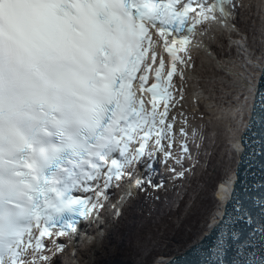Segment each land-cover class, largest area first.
<instances>
[{
  "label": "snow or ice",
  "instance_id": "6c2138e0",
  "mask_svg": "<svg viewBox=\"0 0 264 264\" xmlns=\"http://www.w3.org/2000/svg\"><path fill=\"white\" fill-rule=\"evenodd\" d=\"M22 2L27 10L14 42H0V142L6 120L22 122L24 103L51 111L58 129L79 126L84 140L62 150L32 151L17 165L24 172L0 166V190L15 188L16 175L29 177L19 211L0 199V229H23L7 264H52L66 248L61 238L98 217L113 186L151 185L160 154L164 162L171 158L180 165L179 171L170 167L176 177L185 176L182 158L191 159L190 151L183 142L181 158L173 155L177 117L172 113L184 100L191 48L202 45L196 38L205 36L211 23L219 20L234 29L236 5L233 0ZM179 132L187 135L183 126ZM10 136L23 141L14 132ZM241 141L243 175L216 226L215 241L192 245L170 264H264V75ZM20 150H29L27 142Z\"/></svg>",
  "mask_w": 264,
  "mask_h": 264
},
{
  "label": "rangeland",
  "instance_id": "374dc122",
  "mask_svg": "<svg viewBox=\"0 0 264 264\" xmlns=\"http://www.w3.org/2000/svg\"><path fill=\"white\" fill-rule=\"evenodd\" d=\"M262 1L239 0L236 12L239 25L244 29L243 35H234L233 38L225 31L226 34L221 37L222 32L215 30L209 39L216 53L207 50L192 55V62L185 72L184 100L172 113L177 117L173 155L181 158L183 142L187 143L190 151L191 159L188 156L182 158L184 168L187 169L185 176L176 177L170 167L179 171L180 165L175 164L171 158L164 162L163 154H160L156 159L158 170L161 174H167L164 181L159 175L155 177L161 187H153V182L152 190L149 187L139 188L134 194L137 197L128 200L122 217L118 219L119 212L116 209L107 210L105 207L104 217L109 218L106 224L102 220L100 233L95 232L97 235L93 239L83 243L81 241L84 238L81 237L76 250L73 246L68 247L69 241H63L66 251L55 256L52 264H116L118 262L108 261L116 257L115 254L106 250L107 247L112 250L114 246L106 242L111 235L120 238L115 241L116 245L128 247L119 263L154 264L153 260H163L191 240L214 216L216 201L226 181V168L234 149L231 133L237 124L246 88L244 80L234 71L248 76L255 57L264 45ZM240 39L246 42V48L237 46ZM174 79L179 85V77ZM237 83L241 86L236 87ZM180 113H183V117ZM185 118L186 124L183 123ZM182 126L186 136L179 132ZM122 186L113 188L119 190ZM112 229L114 232H109ZM101 236H106L103 237L106 239H101ZM76 252H81L80 258ZM25 264L29 262L25 261Z\"/></svg>",
  "mask_w": 264,
  "mask_h": 264
},
{
  "label": "water",
  "instance_id": "95a60500",
  "mask_svg": "<svg viewBox=\"0 0 264 264\" xmlns=\"http://www.w3.org/2000/svg\"><path fill=\"white\" fill-rule=\"evenodd\" d=\"M257 57L258 58H256L255 60H257L258 65L255 66L254 60L251 70L247 76L246 89L244 91L242 107L238 116V121L231 133V139L234 144V149L231 151L230 161L226 168V181L222 188L221 195L216 201L214 216L204 225L199 233H196L194 235L191 240H189L183 246L179 247L176 251L172 252L163 260L154 262V264H170L172 260L187 254L192 245L202 243L203 246H209L210 244L212 245V242L216 239V226L224 218L228 206L230 207L229 201L232 196L233 189L236 186L237 180L243 175L239 168V162L241 159L240 154L243 150L241 136L243 135L248 125L257 86L260 83L261 76L264 75V72H262V70H259L264 66V45ZM213 225L215 226L213 227Z\"/></svg>",
  "mask_w": 264,
  "mask_h": 264
},
{
  "label": "bare ground",
  "instance_id": "6f19581e",
  "mask_svg": "<svg viewBox=\"0 0 264 264\" xmlns=\"http://www.w3.org/2000/svg\"><path fill=\"white\" fill-rule=\"evenodd\" d=\"M246 1V0H245ZM263 3H264V0L262 1ZM225 7H229V5L228 4H225ZM263 8V7H262ZM234 14H236V11H234ZM236 21H237V18H234ZM208 32H207V34L205 35V36H203V37H199V36H197V40H202L203 41V43H202V45L201 46H205V47H212L213 46V42L211 41V42H209V37L210 36H212V33L214 32V30H216V29H218V31H221L222 33V35H221V37H224V31H223V29H224V27H223V25L219 22V20L217 21V22H215V23H211V24H209L208 26ZM212 38V37H211ZM239 47V46H238ZM212 53H216V51L214 50L213 51V47H212V51H211ZM165 55V59L167 60L168 59V57H167V54L165 53L164 54ZM210 57V56H209ZM235 66V65H234ZM237 66V65H236ZM239 66V65H238ZM239 68V67H238ZM235 69V68H234ZM243 69V68H242ZM245 70V69H244ZM244 70L243 71H241V72H244ZM234 71V70H233ZM246 71V70H245ZM236 74H238V76L241 78V79H243L244 81L245 80H247V74L246 75H244V74H240L239 72H237L236 70L234 71ZM249 72V71H248ZM234 74V73H233ZM175 80V79H174ZM243 86V85H242ZM246 89V88H245ZM181 119V118H180ZM231 133V132H230ZM157 162V161H156ZM155 163V162H154ZM153 168V167H152ZM158 172H160L158 169H157V173ZM145 174H147L148 175V173H145ZM152 176V175H151ZM163 181H164V179H163ZM131 188L130 190H128L127 191V196L128 197H132V196H134V194L139 190V188H137V187H135V185L134 184H132V182L131 181H129L128 183H125L123 186H122V190H126L127 188ZM222 188H223V186H222ZM116 189V187H112L111 188V190H110V199H117V200H115L114 201V203L112 204L113 205V208L114 209H116V211L117 212H119L118 213V217H117V219L118 218H120V217H122V215H123V212H124V210H125V208L127 207L126 205H128L127 204V202H128V200H132V199H127V198H125L124 197V195H119V196H115V194H113L114 193V191L113 190H115ZM118 190V189H117ZM116 190V191H117ZM221 192H222V189H221ZM220 195H221V193H219ZM219 196V195H218ZM112 197H114V198H112ZM109 199V200H110ZM125 202V203H124ZM162 211V210H161ZM114 214V213H113ZM116 214V213H115ZM108 218L109 217H107L106 216V219L108 220ZM106 219H105V217L102 215V217H100V218H98V219H96L95 220V224H94V226L91 228V230L89 231V233H88V236H87V240H89L90 238L91 239H93L94 238V236L95 235H97V233H95V232H99L100 233V231L102 230V220H104V222H105V224H106ZM113 227V225H111L110 226V228H112ZM113 230V229H112ZM183 231V230H182ZM109 232H114V230L113 231H110L109 230ZM102 235H106V234H102ZM80 237V236H79ZM81 237H85V236H81ZM78 238L76 241H74V244L72 245L73 246V249H75L76 250V245H78L79 243H80V239H82V238ZM115 238V236L114 237H112V235H111V239L113 240ZM106 239V238H105ZM95 240V239H94ZM93 240V241H94ZM114 241V240H113ZM112 241V242H113ZM117 241V240H116ZM82 243L83 242H85V239H83V241H81ZM118 242H120V241H118ZM86 245V244H85ZM114 245V246H113ZM113 245H111V246H113V247H111L112 248V250H115V251H112L109 247H107V249L106 250H108L109 251V253H114L115 255L114 256H116V257H111L108 261L109 262H118V263H116V264H132V263H123V262H120L119 263V261H122L123 260V257H122V255H124L125 254V252H126V250L128 249V247H124L123 245H116V243H114ZM88 246V245H87ZM133 246V245H132ZM131 246V247H132ZM72 248V247H71ZM70 248V249H71ZM64 251H66V250H64ZM63 251V252H64ZM80 253L81 252H76V255L77 256H79V258H80ZM138 253L141 255V253H140V251H138ZM109 256H110V254H109ZM132 256L135 258V256L132 254ZM143 256V255H142ZM105 258V257H104ZM107 262V261H106ZM153 262H155L154 260H153ZM103 263H105V262H103ZM102 263V264H103ZM92 264V263H91ZM98 264V263H97Z\"/></svg>",
  "mask_w": 264,
  "mask_h": 264
}]
</instances>
